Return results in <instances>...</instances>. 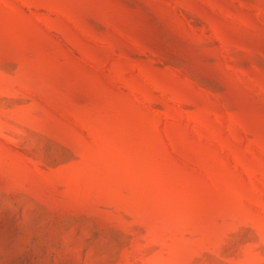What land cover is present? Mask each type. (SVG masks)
I'll return each instance as SVG.
<instances>
[{
  "label": "rangeland",
  "instance_id": "1",
  "mask_svg": "<svg viewBox=\"0 0 264 264\" xmlns=\"http://www.w3.org/2000/svg\"><path fill=\"white\" fill-rule=\"evenodd\" d=\"M0 264H264V0H0Z\"/></svg>",
  "mask_w": 264,
  "mask_h": 264
}]
</instances>
